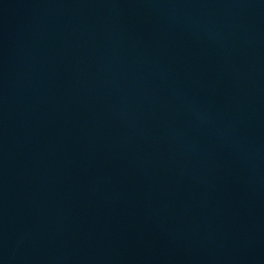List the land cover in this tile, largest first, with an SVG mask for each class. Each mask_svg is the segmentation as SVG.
I'll list each match as a JSON object with an SVG mask.
<instances>
[{
  "label": "water",
  "instance_id": "water-1",
  "mask_svg": "<svg viewBox=\"0 0 264 264\" xmlns=\"http://www.w3.org/2000/svg\"><path fill=\"white\" fill-rule=\"evenodd\" d=\"M0 264H264V0H0Z\"/></svg>",
  "mask_w": 264,
  "mask_h": 264
}]
</instances>
